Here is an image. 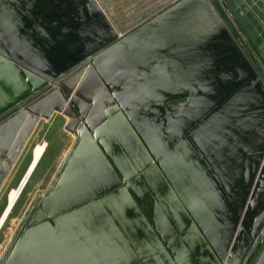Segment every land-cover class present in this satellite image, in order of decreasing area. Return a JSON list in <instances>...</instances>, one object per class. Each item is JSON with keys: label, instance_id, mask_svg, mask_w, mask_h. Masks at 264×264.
Segmentation results:
<instances>
[{"label": "water", "instance_id": "1", "mask_svg": "<svg viewBox=\"0 0 264 264\" xmlns=\"http://www.w3.org/2000/svg\"><path fill=\"white\" fill-rule=\"evenodd\" d=\"M104 9L0 0L7 170L83 116L0 264H264V1Z\"/></svg>", "mask_w": 264, "mask_h": 264}, {"label": "rangeland", "instance_id": "2", "mask_svg": "<svg viewBox=\"0 0 264 264\" xmlns=\"http://www.w3.org/2000/svg\"><path fill=\"white\" fill-rule=\"evenodd\" d=\"M114 21L123 20L127 14L145 8L160 0H99ZM116 17L119 18L116 20ZM128 26H131L128 23ZM68 117L55 112L50 119H41L33 136L24 148L22 155L9 176L0 194V216L6 206L9 192L18 187L32 159L33 149L46 145V152L25 187L18 203L0 233V257L16 232L31 202L37 195H43L55 176L59 166L75 140V134L66 124Z\"/></svg>", "mask_w": 264, "mask_h": 264}, {"label": "bare ground", "instance_id": "3", "mask_svg": "<svg viewBox=\"0 0 264 264\" xmlns=\"http://www.w3.org/2000/svg\"><path fill=\"white\" fill-rule=\"evenodd\" d=\"M45 152H46V145H44V144L37 145L33 149L32 159H31V162L29 163L27 170H26V173L23 177V182L18 187L12 189L9 192V194L7 196L6 206H5L3 212L0 216V233H1V231L5 225L6 221L10 217L11 212L13 211L16 204L18 203L21 195L23 194L24 189H26L25 187L29 183L32 175L34 174L36 168L38 167L40 161L42 160Z\"/></svg>", "mask_w": 264, "mask_h": 264}, {"label": "flooded vegetation", "instance_id": "4", "mask_svg": "<svg viewBox=\"0 0 264 264\" xmlns=\"http://www.w3.org/2000/svg\"><path fill=\"white\" fill-rule=\"evenodd\" d=\"M54 86V85H53ZM57 86V85H55ZM63 90L65 91V89L63 88ZM75 91H71V94L73 95ZM85 102H87V105L90 106L92 105V103L88 100H85ZM58 113V112H57ZM60 115H65V113H59ZM54 115V114H53ZM73 117L69 118L68 116V120L66 122V124L68 125V127L72 128V130H76L80 127V124H81V121L83 120V116H80L78 113H74L72 115ZM41 121V119L37 122V124L35 125V127L33 128V131L31 132L25 146L27 145V143L30 141L31 137L33 136L37 126L39 125V122ZM24 146V148H25ZM24 148L22 149L20 155L18 156L17 160L15 161V163L13 164L12 168H10L9 170H7V165H8V161H9V158L7 155L3 156L0 158V194L9 178V176L11 175V173L13 172L15 166L17 165L21 155H22V152L24 151ZM28 167V166H27ZM23 182V179L21 181V183Z\"/></svg>", "mask_w": 264, "mask_h": 264}, {"label": "crops", "instance_id": "5", "mask_svg": "<svg viewBox=\"0 0 264 264\" xmlns=\"http://www.w3.org/2000/svg\"><path fill=\"white\" fill-rule=\"evenodd\" d=\"M264 1V0H263Z\"/></svg>", "mask_w": 264, "mask_h": 264}]
</instances>
